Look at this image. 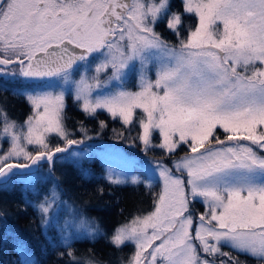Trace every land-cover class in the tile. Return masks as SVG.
Wrapping results in <instances>:
<instances>
[{
    "label": "snow or ice",
    "instance_id": "6c2138e0",
    "mask_svg": "<svg viewBox=\"0 0 264 264\" xmlns=\"http://www.w3.org/2000/svg\"><path fill=\"white\" fill-rule=\"evenodd\" d=\"M181 6L0 0V91L33 110L21 125L0 108V192L19 187L37 196L23 210L33 209L46 238L55 231L49 246L66 249L57 253L66 264H103L91 249L80 256L73 249L77 240L100 237L119 251L134 247L121 264H246L242 255L264 264V0ZM67 94L87 118L105 112L119 121L122 131L113 133L131 137L130 147L138 142L144 153H159L143 164L103 154L110 188H160L147 215L110 237L63 198L55 175L58 163H70L87 178L83 165L94 155L84 122L74 124L81 139L69 127ZM107 128L100 120L96 134ZM14 250L18 264H38L23 241Z\"/></svg>",
    "mask_w": 264,
    "mask_h": 264
},
{
    "label": "trees",
    "instance_id": "16d2710c",
    "mask_svg": "<svg viewBox=\"0 0 264 264\" xmlns=\"http://www.w3.org/2000/svg\"><path fill=\"white\" fill-rule=\"evenodd\" d=\"M173 10H182L181 0H173ZM192 22V21H189ZM157 31L169 41H174L169 32L164 28H158ZM68 115L71 118L69 127H73L77 121H83L89 129L90 136H96L93 141H107L111 145L118 144L125 149L128 154L134 155L130 150L131 137L124 140L113 133V129L118 132L122 131L119 121H113L111 117L101 112L97 119L87 118L77 108L73 107V99L69 96ZM104 120L108 124V128L97 135L99 130V121ZM78 127V126H76ZM127 135V133H125ZM133 132L131 136H135ZM75 138L81 139L82 134L75 131ZM62 145V144H61ZM130 147V148H129ZM140 149L141 145L137 142L135 147ZM152 155L159 159V153ZM83 168L87 170L88 177L81 175L77 167L68 164L64 170H56L55 175L61 177V188L64 192V197L69 199L75 205L79 206L89 216L94 218L108 237L111 236L113 230L129 222L134 217L147 214L152 209V194L158 192L153 187L151 190L144 186H124V187H109L104 181L105 165L97 158L91 162H86ZM103 187L105 192L103 195L97 193V188ZM111 191V195H109ZM36 200L37 196L32 193H22L19 187H16L12 192L4 195L0 194V264H18L20 256L14 250L16 241H23L28 250L34 254L38 264H66L68 257L61 259L57 253L65 252L64 248H57L55 251L49 246V238L43 233L40 227L39 218L31 207L23 210L25 200ZM201 210V205H197ZM56 236H53V239ZM73 249L77 256L86 254L89 249L92 250L95 258L103 262V264H121L126 261L133 253V246L130 244L123 248L122 251L116 250L108 243L104 237H100L95 241L83 239L73 243ZM228 251V249H224ZM239 259L246 261V264H257V261L251 257L240 256Z\"/></svg>",
    "mask_w": 264,
    "mask_h": 264
},
{
    "label": "rangeland",
    "instance_id": "374dc122",
    "mask_svg": "<svg viewBox=\"0 0 264 264\" xmlns=\"http://www.w3.org/2000/svg\"><path fill=\"white\" fill-rule=\"evenodd\" d=\"M173 1V0H172ZM79 77H77V79H78ZM130 86H132V85H130ZM132 90L133 91H135L136 90V88L134 87V86H132ZM69 96H71L70 94H67L66 95V97H65V102H66V105L68 106L69 105V103H70V99H69ZM72 97V96H71ZM73 99V98H72ZM72 103H73V101H72ZM74 104V103H73ZM1 106H3V105H1ZM73 107H75L76 108V106H73ZM0 108H2V109H4V107H0ZM5 110V109H4ZM8 115V114H7ZM9 116V115H8ZM29 117V116H28ZM28 117L26 118V119H24V118H13V117H11V116H9V118L11 119V120H14V121H16L18 124H21V125H23L24 124V122L28 119ZM93 137V139H91V140H95V139H97V137L96 136H92ZM245 143H247V142H245ZM62 144V143H61ZM63 145V144H62ZM9 147V145L7 144V143H4L3 144V148L4 149H7ZM33 146H29V148L31 149ZM90 148H91V151L93 152V158H92V160L94 159V158H97V159H99L104 165H105V168H106V166H107V162L105 161V159L103 158V154L106 152V151H108V150H113V151H115L116 153H119V154H121L123 157H125V158H127V159H130V160H135V161H137L139 164H143V163H145L147 160H150V159H157V158H155L153 155H152V153H150V152H148V153H144L141 149H142V145H141V148L140 149H134V148H130V150L131 151H133L134 152V155H130V154H128V152L125 150V149H123L122 147H120V145H118V144H115V145H109V146H106V147H103V148H101V147H91L90 146ZM181 155H183V153H181ZM91 160V161H92ZM90 161V162H91ZM21 162H25V161H23V160H21ZM86 163V162H85ZM111 163H112V165L114 166V167H117L118 169L120 168V167H122V162H121V160L120 159H115V160H113V161H111ZM68 164H70V163H64V164H57L56 165V168L57 169H59V170H64L65 169V167L68 165ZM47 170H48V167L47 166H44V168L42 169V174H47ZM134 174H136V175H141L142 176V173L139 171V170H137ZM143 178V177H142ZM44 187H46L45 185H41V190H43L44 189ZM153 187H156L155 188V190H160V188H159V186H157L156 184H153ZM13 191V190H12ZM12 191H9V192H0V194H4V195H6V194H8V193H10V192H12ZM65 200H67V201H69V203H71V204H74L73 202H71L69 199H67V198H65V197H63ZM75 205V204H74ZM80 211H82L84 214H85V216L86 217H88V218H91V219H94V218H92L91 216H89L85 211H83V209H81L79 206H77V205H75ZM201 208V211H203L204 209H203V207H200ZM148 214V213H147ZM147 214H144V215H147ZM63 215H64V213L62 212L61 213V217H63ZM144 215H141V216H144ZM95 220V219H94ZM96 221V220H95ZM131 221V220H130ZM129 221V222H130ZM97 222V221H96ZM129 222H127V223H129ZM98 223V222H97ZM99 224V223H98ZM124 224H126V223H124ZM100 225V224H99ZM102 228V227H101ZM103 229V228H102ZM44 233V232H43ZM53 236H56V233H55V231H49L48 232V234H47V237L49 238V239H53ZM80 240H83V239H80ZM26 245V244H25ZM131 245V244H130ZM27 246V245H26ZM132 246V245H131ZM133 251H134V247H133Z\"/></svg>",
    "mask_w": 264,
    "mask_h": 264
},
{
    "label": "flooded vegetation",
    "instance_id": "af4514ba",
    "mask_svg": "<svg viewBox=\"0 0 264 264\" xmlns=\"http://www.w3.org/2000/svg\"><path fill=\"white\" fill-rule=\"evenodd\" d=\"M0 107H4L6 113L13 118L26 119L33 114L30 104L23 97H16L3 91H0Z\"/></svg>",
    "mask_w": 264,
    "mask_h": 264
},
{
    "label": "water",
    "instance_id": "95a60500",
    "mask_svg": "<svg viewBox=\"0 0 264 264\" xmlns=\"http://www.w3.org/2000/svg\"><path fill=\"white\" fill-rule=\"evenodd\" d=\"M86 143L88 145L92 146V147H101V148L110 145V143L107 142V141H93V140H88V141H86ZM61 146H63V145H61ZM45 166H47V165H45Z\"/></svg>",
    "mask_w": 264,
    "mask_h": 264
}]
</instances>
